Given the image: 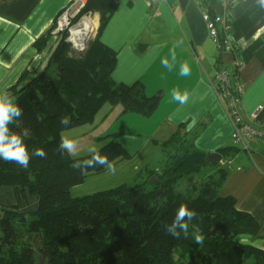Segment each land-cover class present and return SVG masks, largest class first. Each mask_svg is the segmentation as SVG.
I'll list each match as a JSON object with an SVG mask.
<instances>
[{
	"label": "trees",
	"instance_id": "obj_1",
	"mask_svg": "<svg viewBox=\"0 0 264 264\" xmlns=\"http://www.w3.org/2000/svg\"><path fill=\"white\" fill-rule=\"evenodd\" d=\"M118 2L90 0L83 9L81 15L100 13L97 34L85 52L76 53L67 33L52 34L53 28L36 39L35 48L39 53L47 50L48 59L39 68H26L6 91L22 109L9 129L23 137L30 160L23 168L0 159V186L27 190L39 205L33 212L20 211L17 205L2 209L0 264H264L261 224L238 207L234 196L220 193L229 168L208 163L207 153L196 146V136L184 124L157 143L164 152L163 164L146 168L141 182L71 195L72 187L107 169L96 165L82 172L73 167L92 154L61 153L62 131L92 122L106 103L122 104L123 113L150 117L163 97L162 91L148 96L141 81L114 79L118 54L100 36ZM238 73L236 65L234 84ZM64 117L70 120L67 127L60 123ZM111 137L99 149L101 155L112 163L130 159ZM37 148L46 152L45 158L32 155ZM239 151L232 145L218 149L223 159ZM152 176L159 182L150 183ZM181 204L195 215L185 219L187 237L181 233L177 238L164 226L171 225ZM196 235L202 236L201 243L194 241Z\"/></svg>",
	"mask_w": 264,
	"mask_h": 264
},
{
	"label": "crops",
	"instance_id": "obj_2",
	"mask_svg": "<svg viewBox=\"0 0 264 264\" xmlns=\"http://www.w3.org/2000/svg\"><path fill=\"white\" fill-rule=\"evenodd\" d=\"M71 1L0 0V94L26 68H39L48 59V51L39 53L34 42L53 28ZM89 11L96 19V35L100 13ZM205 11L231 21L230 40L237 45L236 52H225L212 41ZM100 38L118 54L117 82L141 81L148 96L163 92L150 117L113 107L107 135L120 134L119 141L132 152L138 141L145 143L143 147L159 145L184 124L207 154L224 146L239 147V152L220 161L230 170L220 193L234 196L238 207L259 221L264 249V142L250 141L246 147L232 138V120L213 82L219 62L231 72L238 65L237 81L244 86L242 115L252 119L255 113V121L264 123V8L257 0H119ZM185 65L188 75L181 74ZM174 91L187 93V102L174 99ZM15 205L33 212L39 203L27 190L0 186V218L3 208Z\"/></svg>",
	"mask_w": 264,
	"mask_h": 264
},
{
	"label": "built area",
	"instance_id": "obj_3",
	"mask_svg": "<svg viewBox=\"0 0 264 264\" xmlns=\"http://www.w3.org/2000/svg\"><path fill=\"white\" fill-rule=\"evenodd\" d=\"M89 1L72 0L60 13L52 29L55 35L67 33V41L76 53H82L88 47L86 40L93 30L90 29L87 32L84 27L81 29L78 28L80 24H84L85 17L92 16L91 11L81 15ZM203 18L207 24L210 38L214 43L220 46L225 52H236L238 50L237 45L233 44L230 40V33L232 32L233 26L227 17L205 11ZM232 79V72L221 66L217 70L213 81L215 83V89L226 105L227 112L232 120V138L237 143H242L246 147L250 141L264 142V123L255 121L257 118L255 113L252 115V119H246L242 115L241 108L243 105L242 95L244 86L238 81L234 84Z\"/></svg>",
	"mask_w": 264,
	"mask_h": 264
},
{
	"label": "rangeland",
	"instance_id": "obj_4",
	"mask_svg": "<svg viewBox=\"0 0 264 264\" xmlns=\"http://www.w3.org/2000/svg\"><path fill=\"white\" fill-rule=\"evenodd\" d=\"M92 32L95 33L96 30ZM51 33L53 34V32ZM119 105L122 106L123 109L122 104L112 105L111 103H106L96 113L92 122L62 131L63 136L77 142V148L74 153L70 154L71 156H86L90 154L88 149L93 146L99 150L112 138L111 136L120 142L118 139L120 134L107 135V130H109L114 116L113 112H110V110ZM144 144L145 143L138 141L132 152L126 148L131 157L130 159L113 163L115 166L114 173H110L106 170L98 174H91L82 184L71 188V195L80 197L96 191L113 188L124 183L132 186L135 183L141 182L144 178L140 177V174L143 173L146 168H160L164 161V152L159 145L149 144L143 147ZM204 170L207 172L206 169ZM182 186L183 185L180 184L178 187L182 188Z\"/></svg>",
	"mask_w": 264,
	"mask_h": 264
},
{
	"label": "clouds",
	"instance_id": "obj_5",
	"mask_svg": "<svg viewBox=\"0 0 264 264\" xmlns=\"http://www.w3.org/2000/svg\"><path fill=\"white\" fill-rule=\"evenodd\" d=\"M257 6L264 8V3H261V0H257ZM164 63L167 66V61H164ZM181 74H189V69L186 65L182 67ZM173 98L183 104L187 102L188 94L184 93L183 95H180L178 92L174 91ZM13 101L14 98L9 96L7 93L0 94V159H3L6 162H14L23 168H27L30 160V154L24 144L23 137L13 131H10L9 129V125L22 116V109ZM60 123L62 126L67 127L70 124V120L64 117L61 118ZM76 148L77 142L75 140L63 135L61 136L59 143V150L61 153L67 152L68 154H72L75 152ZM88 151L92 154L91 158L78 161L74 163L73 167L78 168L83 172L88 168L101 165L106 167L108 172H115L114 164L110 162L106 156L101 155L100 151L96 147H90ZM32 155L45 158L46 152L37 148L34 150ZM194 215L195 213L192 210L188 209L186 205L181 204L171 225L164 226L165 230L173 237L178 238L181 233L187 237L189 225L185 222V219L191 221ZM202 239L203 238L200 235H196L194 237V241L196 243H201Z\"/></svg>",
	"mask_w": 264,
	"mask_h": 264
},
{
	"label": "water",
	"instance_id": "obj_6",
	"mask_svg": "<svg viewBox=\"0 0 264 264\" xmlns=\"http://www.w3.org/2000/svg\"><path fill=\"white\" fill-rule=\"evenodd\" d=\"M82 27H84V24H80L79 26H78V28L79 29H81ZM92 31H94V30H92ZM94 33L93 32H91L90 34H89V36L87 37V40H86V44H87V46H89V44H90V42H91V40L93 39V37H94ZM87 50V48L84 50V52ZM222 160V154H220L219 152H213V153H209V154H207V162L208 163H218V162H220ZM149 181H150V183H158L159 182V180H158V178L156 177V176H152L150 179H149Z\"/></svg>",
	"mask_w": 264,
	"mask_h": 264
},
{
	"label": "bare ground",
	"instance_id": "obj_7",
	"mask_svg": "<svg viewBox=\"0 0 264 264\" xmlns=\"http://www.w3.org/2000/svg\"><path fill=\"white\" fill-rule=\"evenodd\" d=\"M84 29L85 31L89 32L90 29H93L96 25V19L93 18L92 16H87L84 18Z\"/></svg>",
	"mask_w": 264,
	"mask_h": 264
}]
</instances>
